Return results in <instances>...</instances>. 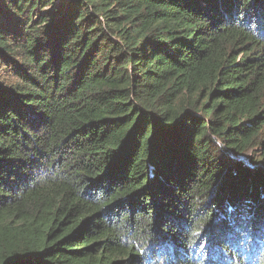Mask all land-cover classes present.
<instances>
[{
  "label": "trees",
  "instance_id": "trees-1",
  "mask_svg": "<svg viewBox=\"0 0 264 264\" xmlns=\"http://www.w3.org/2000/svg\"><path fill=\"white\" fill-rule=\"evenodd\" d=\"M0 264H264V0H0Z\"/></svg>",
  "mask_w": 264,
  "mask_h": 264
},
{
  "label": "rangeland",
  "instance_id": "rangeland-1",
  "mask_svg": "<svg viewBox=\"0 0 264 264\" xmlns=\"http://www.w3.org/2000/svg\"><path fill=\"white\" fill-rule=\"evenodd\" d=\"M250 155H252V154H250ZM250 155H246V156H250Z\"/></svg>",
  "mask_w": 264,
  "mask_h": 264
}]
</instances>
